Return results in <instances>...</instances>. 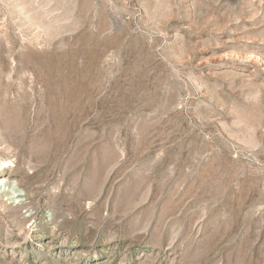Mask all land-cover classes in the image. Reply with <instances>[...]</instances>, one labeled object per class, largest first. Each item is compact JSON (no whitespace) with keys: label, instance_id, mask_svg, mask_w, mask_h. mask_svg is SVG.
<instances>
[{"label":"rangeland","instance_id":"rangeland-1","mask_svg":"<svg viewBox=\"0 0 264 264\" xmlns=\"http://www.w3.org/2000/svg\"><path fill=\"white\" fill-rule=\"evenodd\" d=\"M0 264H264V0H0Z\"/></svg>","mask_w":264,"mask_h":264}]
</instances>
